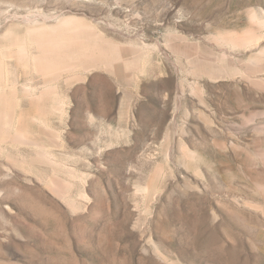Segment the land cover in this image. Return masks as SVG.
Returning <instances> with one entry per match:
<instances>
[{
	"label": "rangeland",
	"instance_id": "374dc122",
	"mask_svg": "<svg viewBox=\"0 0 264 264\" xmlns=\"http://www.w3.org/2000/svg\"><path fill=\"white\" fill-rule=\"evenodd\" d=\"M0 264H264V0H0Z\"/></svg>",
	"mask_w": 264,
	"mask_h": 264
},
{
	"label": "bare ground",
	"instance_id": "6f19581e",
	"mask_svg": "<svg viewBox=\"0 0 264 264\" xmlns=\"http://www.w3.org/2000/svg\"><path fill=\"white\" fill-rule=\"evenodd\" d=\"M56 49H57V48H56ZM58 49H59V48H58ZM66 58H67V57H66ZM221 62H222V61H221ZM221 62H220V63H221ZM64 69H65V68H64ZM53 136H54V135H53ZM23 138H24V137H23ZM22 140H23V139H22ZM24 140L27 141V139H24ZM28 141H29V139H28ZM68 183H69V182H68ZM60 184H61V183H60ZM60 184H59V185H60ZM69 184H70V183H69ZM151 184H152V183H151ZM67 185H68V184H63V183H62L59 187H60L61 190H62V188H64V187L67 188ZM55 187H56V186H55ZM57 187H58V185H57ZM59 187H58V188H59ZM68 187H69V186H68ZM153 187H154V186L151 185V191H152V192H153V189H154ZM64 189H65V188H64ZM58 190H59V189H58ZM63 191H65V190H63ZM59 193H60V192H59ZM61 193H63V192L61 191Z\"/></svg>",
	"mask_w": 264,
	"mask_h": 264
}]
</instances>
